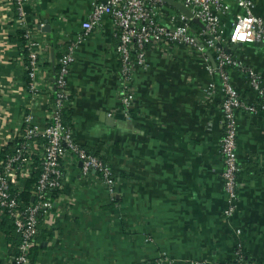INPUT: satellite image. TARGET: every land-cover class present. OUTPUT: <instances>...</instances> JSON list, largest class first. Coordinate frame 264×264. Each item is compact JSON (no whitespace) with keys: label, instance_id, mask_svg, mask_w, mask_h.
I'll return each instance as SVG.
<instances>
[{"label":"crops","instance_id":"1","mask_svg":"<svg viewBox=\"0 0 264 264\" xmlns=\"http://www.w3.org/2000/svg\"><path fill=\"white\" fill-rule=\"evenodd\" d=\"M94 1L105 0H26L25 23L38 43L32 98L17 11L12 0H0V145L22 131L26 112L40 124L47 121L55 67L76 42L67 76L73 136L114 170L110 192L97 172H82L75 156L62 159L61 187L52 193L53 206L31 246H38L35 264H152L160 252L168 264H235L237 252L244 260L264 261V114L236 111L238 199L226 216L220 77L206 69L216 66L215 49L199 54L180 44L148 47L144 64L131 73L133 100L123 111L111 17L103 15L78 40ZM251 2L264 23V0ZM237 10L232 1L221 16L226 40ZM160 12L158 21L166 23L177 11L162 0ZM226 40L222 46H233ZM230 53L264 85L262 42L236 44ZM227 72L242 100L257 102L245 72ZM15 245L0 232V259Z\"/></svg>","mask_w":264,"mask_h":264},{"label":"built area","instance_id":"2","mask_svg":"<svg viewBox=\"0 0 264 264\" xmlns=\"http://www.w3.org/2000/svg\"><path fill=\"white\" fill-rule=\"evenodd\" d=\"M17 11V24L26 40L27 62L23 67L29 83L28 92L33 98L38 86L35 81L38 65L37 41L31 28L25 23L24 4L26 0H12ZM188 7L194 17L204 25L202 30L194 28L191 20L183 13L167 15L166 23L158 21L162 0H105L94 1L88 17L81 23L78 40L90 34L103 15L111 17L115 35L118 39L116 53L120 62V76L123 80L121 102L123 111H127L133 100V92L128 81L136 65L145 61L148 47L165 48L172 44L192 47L203 54L205 48L215 49L216 66L207 65L209 74L216 71L221 85V124L220 154L222 157L221 179L227 195L228 206L224 214L229 216L235 210L238 199L237 160V119L236 111H260L264 114V85L261 77L245 66L243 61L231 53L217 47L216 43L225 42L221 16L230 10L232 1L237 6L234 13L227 42L251 43L264 42V23L253 12L251 0H176ZM202 39V43L199 42ZM76 42L70 43L61 53L54 73L52 110L44 124L35 121L32 111L24 114L22 131L13 139L11 150L0 158V221L7 216L13 223L18 236L15 253L4 256L0 264H30L29 251L39 233V221L53 206L51 194L61 187L64 173L61 161L67 155H73L81 162L83 173H99L110 192L113 191L114 170L100 157L88 152L79 145L73 136L71 123L64 121V114L71 104L67 76L74 61ZM228 68L243 70L247 80L255 91L257 102H245L231 83ZM214 89L209 82L207 92ZM5 142L4 144H6ZM1 144V145H4ZM38 154L40 172L31 189V202L21 205L16 188L19 182L30 176L36 168L33 156ZM46 264V263H38ZM152 264H168L165 252H160ZM235 264H264V261L244 260L237 252Z\"/></svg>","mask_w":264,"mask_h":264},{"label":"trees","instance_id":"3","mask_svg":"<svg viewBox=\"0 0 264 264\" xmlns=\"http://www.w3.org/2000/svg\"><path fill=\"white\" fill-rule=\"evenodd\" d=\"M191 25L194 28H198L194 23H191ZM17 37H18V40H19L21 51H22V53L24 55V61L27 62L26 40L23 37V34H22L21 31L17 32ZM56 69H57V65L55 67V70ZM69 117H70V105L67 107L66 114H64V121L68 122V123H71ZM11 145H12L11 141H8L4 145H0V158L4 157L6 153L10 152ZM94 155H96V154H94ZM100 158L103 161H106L104 158H102V157H100ZM33 159H34V165H36V168L31 172L29 177L21 180L19 182V186L16 188L17 189L16 192L18 194V200L20 201V204L24 205V206L31 202V189L33 187V184L37 180V178L39 176V172H40L39 155L38 154L34 155ZM57 191L58 190H55L53 192V194H55ZM0 232L3 233V235L5 237V243L17 244L16 242L18 241V236L15 233V228H14V225H13L12 221L7 216L2 217V219L0 221ZM37 250H38V246H33V247L30 248V251H29V263L30 264H35L36 263ZM12 253H15V249L13 250Z\"/></svg>","mask_w":264,"mask_h":264},{"label":"water","instance_id":"4","mask_svg":"<svg viewBox=\"0 0 264 264\" xmlns=\"http://www.w3.org/2000/svg\"><path fill=\"white\" fill-rule=\"evenodd\" d=\"M165 1L170 6H172L177 12L183 13L188 19L191 20V22L198 24L201 28L204 27V25L201 23V21L198 18L194 17L192 14V11L188 7H186L183 3H180L176 0H165ZM262 43L264 45V42H262ZM236 44H241V43H235L231 47H227V46L224 47L220 43H216L217 47H220L229 53L233 50L234 45H236Z\"/></svg>","mask_w":264,"mask_h":264}]
</instances>
